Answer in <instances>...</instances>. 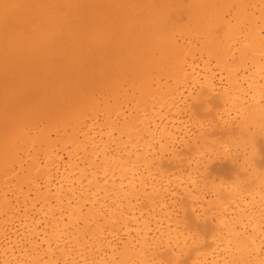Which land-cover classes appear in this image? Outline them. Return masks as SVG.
Segmentation results:
<instances>
[{
	"label": "bare ground",
	"instance_id": "obj_1",
	"mask_svg": "<svg viewBox=\"0 0 264 264\" xmlns=\"http://www.w3.org/2000/svg\"><path fill=\"white\" fill-rule=\"evenodd\" d=\"M0 264H264V0H0Z\"/></svg>",
	"mask_w": 264,
	"mask_h": 264
}]
</instances>
